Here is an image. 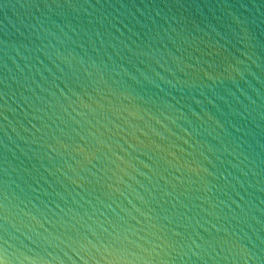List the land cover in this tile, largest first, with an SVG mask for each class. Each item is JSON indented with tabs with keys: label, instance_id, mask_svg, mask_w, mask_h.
I'll list each match as a JSON object with an SVG mask.
<instances>
[{
	"label": "water",
	"instance_id": "1",
	"mask_svg": "<svg viewBox=\"0 0 264 264\" xmlns=\"http://www.w3.org/2000/svg\"><path fill=\"white\" fill-rule=\"evenodd\" d=\"M5 256L264 264V0H0Z\"/></svg>",
	"mask_w": 264,
	"mask_h": 264
},
{
	"label": "snow or ice",
	"instance_id": "2",
	"mask_svg": "<svg viewBox=\"0 0 264 264\" xmlns=\"http://www.w3.org/2000/svg\"><path fill=\"white\" fill-rule=\"evenodd\" d=\"M3 251L4 253H6L7 249H4ZM5 261H6V256L3 259H0V264H5Z\"/></svg>",
	"mask_w": 264,
	"mask_h": 264
}]
</instances>
